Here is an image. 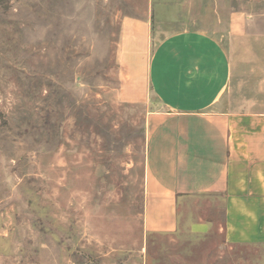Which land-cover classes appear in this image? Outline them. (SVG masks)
I'll return each instance as SVG.
<instances>
[{
    "label": "rangeland",
    "instance_id": "rangeland-1",
    "mask_svg": "<svg viewBox=\"0 0 264 264\" xmlns=\"http://www.w3.org/2000/svg\"><path fill=\"white\" fill-rule=\"evenodd\" d=\"M125 18L149 21V52L180 31L215 36L231 63L220 109L264 112V0H0V264H171L186 252L188 240L143 230L156 104L145 89L143 102L120 95ZM221 241L200 243L209 264ZM221 252L218 264L264 259Z\"/></svg>",
    "mask_w": 264,
    "mask_h": 264
},
{
    "label": "crops",
    "instance_id": "crops-1",
    "mask_svg": "<svg viewBox=\"0 0 264 264\" xmlns=\"http://www.w3.org/2000/svg\"><path fill=\"white\" fill-rule=\"evenodd\" d=\"M150 34L148 20L125 18L118 46L121 97L143 102L145 89L156 104L145 119L144 233L188 240L171 264H209L200 243L215 231L214 264L225 248L264 250V112L220 109L231 63L215 36L180 31L149 52Z\"/></svg>",
    "mask_w": 264,
    "mask_h": 264
}]
</instances>
